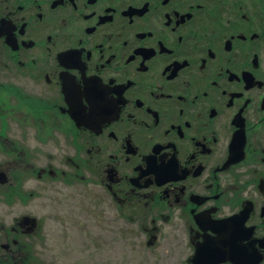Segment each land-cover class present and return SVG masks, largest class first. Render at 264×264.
Here are the masks:
<instances>
[{"label":"flooded vegetation","instance_id":"obj_1","mask_svg":"<svg viewBox=\"0 0 264 264\" xmlns=\"http://www.w3.org/2000/svg\"><path fill=\"white\" fill-rule=\"evenodd\" d=\"M80 186L167 264H264V0H0V264Z\"/></svg>","mask_w":264,"mask_h":264},{"label":"rangeland","instance_id":"obj_2","mask_svg":"<svg viewBox=\"0 0 264 264\" xmlns=\"http://www.w3.org/2000/svg\"><path fill=\"white\" fill-rule=\"evenodd\" d=\"M62 207L41 215L49 228V264H167L125 229L124 220L94 188H76Z\"/></svg>","mask_w":264,"mask_h":264}]
</instances>
